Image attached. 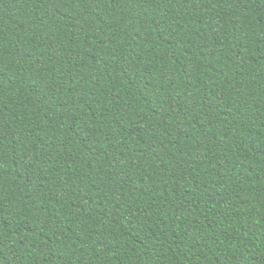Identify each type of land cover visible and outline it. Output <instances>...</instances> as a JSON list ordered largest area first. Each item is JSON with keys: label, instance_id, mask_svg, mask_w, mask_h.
I'll use <instances>...</instances> for the list:
<instances>
[{"label": "trees", "instance_id": "1", "mask_svg": "<svg viewBox=\"0 0 264 264\" xmlns=\"http://www.w3.org/2000/svg\"><path fill=\"white\" fill-rule=\"evenodd\" d=\"M0 264H264V0H0Z\"/></svg>", "mask_w": 264, "mask_h": 264}]
</instances>
